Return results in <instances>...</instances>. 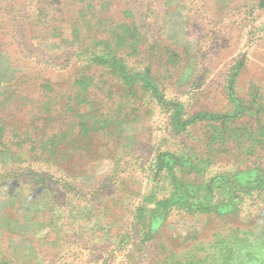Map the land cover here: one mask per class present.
<instances>
[{"label":"rangeland","instance_id":"1","mask_svg":"<svg viewBox=\"0 0 264 264\" xmlns=\"http://www.w3.org/2000/svg\"><path fill=\"white\" fill-rule=\"evenodd\" d=\"M103 39L127 70L90 62ZM82 74L99 108L87 120L73 100ZM0 79V264L184 262L264 230V0H0ZM231 90L255 115L217 162L208 131L233 113ZM88 119L100 129L82 136ZM161 152L203 183L189 203L155 171ZM212 194L220 206L202 211Z\"/></svg>","mask_w":264,"mask_h":264},{"label":"trees","instance_id":"2","mask_svg":"<svg viewBox=\"0 0 264 264\" xmlns=\"http://www.w3.org/2000/svg\"><path fill=\"white\" fill-rule=\"evenodd\" d=\"M115 42L109 39H103V40H97L96 43H94L91 48V56H90V62L95 65H106L108 67H118L121 68V70H127L126 65L118 59V57L115 56V50H114ZM90 49V48H89ZM126 82L129 83L132 82L134 79L132 75H128L125 72H123L122 76ZM142 81L146 85H150V82L147 81V78L143 77ZM92 80L91 77L88 75L82 74L80 77L76 78L74 82V86L76 90H73V100L76 102V109H77V115L81 117L83 120H87L86 118L93 117L94 115H98L99 108H96L95 103L93 100H91V94L89 93V87H91ZM1 83V79H0ZM41 88H43V93L47 95V91L54 90L52 84H49V82L42 83ZM154 87V86H153ZM6 90L0 91V96L6 94ZM230 101L234 103L233 106V113L232 114H225L224 116H221L219 114L214 113L215 117L218 115L220 118H224L223 120V126H216L213 124L211 125L209 129V135L210 137L209 145L206 147L205 155H210L212 150L214 149L213 143L216 140L221 141L220 147L216 150V154L214 155V158H216L217 162H219V158L224 157L225 154L228 152L230 153L234 150H238V146L240 145L242 138L247 136V128L245 126H242V124L239 122L238 119L247 112L249 115H255L253 112H249L246 108H244L243 103L241 100L235 95L234 90L230 91ZM56 104V103H55ZM51 103L48 100L44 104V109L47 111H50ZM5 107L4 100L0 97V112ZM264 111V109H263ZM230 116V118H228ZM236 119V120H235ZM84 121L82 124V136H89L91 132L94 130L100 129L96 124L93 126L88 125L90 122ZM101 127H105V125L109 124L108 119H102ZM221 122V121H220ZM96 123V122H95ZM98 124V123H97ZM4 131V126L0 125V136ZM259 134L264 136V124H262V129L260 130ZM231 144V145H230ZM47 147V146H46ZM235 154V151H234ZM50 157H53L56 159V153H49ZM236 155V154H235ZM227 156V155H226ZM185 155L181 156L182 165L187 166L189 163L192 166V161L186 160L185 162ZM205 159L211 160L209 157H206ZM57 160V159H56ZM216 162V163H217ZM178 160L177 158H174L173 155L169 152H161L158 154V156L155 158V171L160 173H165V175H172L171 179V185L173 189V195H178L180 198L181 204L185 205L186 203H189V199L192 197H197L200 194V187L199 185H202L201 183L198 184L194 180L189 179L187 173L182 171L181 175L179 176L177 174V171L175 170V167L177 166ZM223 174L226 175V173L230 172L227 170H223ZM233 176L235 177L234 181H238L241 179L246 178V183L250 184L251 188L258 187L254 186L255 180H253V177H256L257 171L252 170L250 172H244L241 168H236L234 172H232ZM33 174L39 175L38 173ZM47 175V174H44ZM42 176V175H41ZM167 176V177H168ZM259 178V177H258ZM241 185V183H240ZM240 187V186H239ZM196 189V190H194ZM220 204L216 201L214 202V194L210 196L206 200L205 203L199 206L202 211L206 212H212L214 208L219 207ZM219 208L216 210L218 211ZM165 213V212H164ZM162 213V216L164 215ZM164 218V217H163ZM255 232L253 234V238L249 236V233L247 232H241L240 234L234 233L230 234L228 237H221L215 245L213 246V249L210 253H208L204 257H198L194 254H190L189 257L184 260V262H165L164 264H264V230ZM252 239H250V238ZM263 241V242H262Z\"/></svg>","mask_w":264,"mask_h":264}]
</instances>
